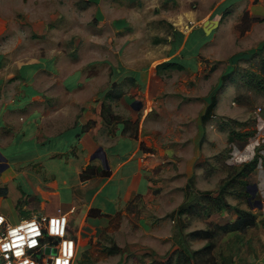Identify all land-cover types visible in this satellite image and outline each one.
Listing matches in <instances>:
<instances>
[{
    "label": "rangeland",
    "instance_id": "obj_1",
    "mask_svg": "<svg viewBox=\"0 0 264 264\" xmlns=\"http://www.w3.org/2000/svg\"><path fill=\"white\" fill-rule=\"evenodd\" d=\"M216 1L0 0V77L7 75V83L19 84L23 67L28 70V85L35 87L39 79L45 80L43 93L28 95L24 109L41 110L43 105L45 110H72V106L89 110L91 104L90 110H100L105 101L129 131L139 127L146 116L167 122L157 132L158 142L172 153L150 168L154 184L151 195L136 198L132 211L117 214L98 237L82 242L73 264H177L184 244L197 250L207 242L190 239L188 232L233 221L237 207L253 212L255 224L241 232H219L212 240L210 255L184 264L264 263V198L259 192L255 198L262 201L261 208L250 204L246 196L236 197L238 190H234L226 196L230 207L210 216L183 214L178 219L171 215L184 200L191 171L195 173L194 187L215 190L232 175L234 167L252 157L251 149L259 154L264 150L261 138L253 148L259 135L254 111L263 110L264 118V93L249 88L241 77L248 70L260 71L264 40L257 44L264 32L254 30L243 40L245 36L235 39L226 25L211 29L206 18ZM228 6L229 2L222 3L214 13ZM182 9L191 11L184 30L194 24L199 27L188 34L183 51L174 57L184 69L157 74L149 67L177 50L171 49L178 24H172L176 19L171 16ZM221 57L224 59L211 60ZM233 69L236 73L223 80L222 76ZM112 83L118 84L112 93L120 97L105 100ZM52 90L55 95L46 92ZM83 94L86 99L80 105L76 97L81 100ZM213 95L216 102L212 113L201 122L200 115ZM135 100L143 105L138 113L132 111ZM186 111L194 119L181 122ZM103 123L110 131L120 124L115 122L110 127ZM230 127L256 132L242 142L231 138ZM188 161H193L192 169L185 163ZM257 175L255 170L247 182L258 181ZM25 183L20 176L0 182V195L10 202L7 216L11 218H20L16 201L22 196L21 188L28 193ZM77 221L72 215V230ZM115 246L118 250L110 253Z\"/></svg>",
    "mask_w": 264,
    "mask_h": 264
},
{
    "label": "crops",
    "instance_id": "obj_2",
    "mask_svg": "<svg viewBox=\"0 0 264 264\" xmlns=\"http://www.w3.org/2000/svg\"><path fill=\"white\" fill-rule=\"evenodd\" d=\"M225 2L231 6L215 14L214 10ZM190 12L182 9L172 14L171 17L176 20L170 18L174 21L172 24L178 23L175 30L183 34V38L174 37L171 42L172 52V44L180 45L176 46L177 50L169 58L178 56L183 51L188 34L199 28L194 24L187 31L184 30L185 18ZM200 15L203 16L201 12ZM211 15L206 19L216 22H210L208 26L213 29L226 25L233 31L235 39L245 36L242 38L244 40L254 30L264 32V0H217ZM193 19L195 23L198 22L196 16ZM220 59L224 58L211 60ZM154 66H150L149 70H154ZM18 75L19 84L7 83V75L0 77V156L5 158L6 164L0 168V182L12 181L17 176L26 180L28 193L20 187L22 196L16 201V208L18 206L20 210L19 219L35 213L52 214L58 209L67 212L72 208L73 212L68 216V228L77 239L78 246H81L82 242L87 243L90 238L98 237L117 214L132 211L131 204L136 198L151 195L154 184L150 178V168L163 163L164 158L172 153L158 142L157 132L162 131L167 122L146 116L142 118L139 127L135 125L131 131L122 121H117L121 125L110 131L103 123L100 110H90L91 104L89 110H80L77 106H72V110L69 107L45 110L43 105L39 108L41 110H26L28 95L43 93L41 89H44L45 80L39 79L33 87L28 85V70L22 67V73L19 70ZM46 92L55 95L53 90ZM85 95L81 96V100L76 97L80 105H83ZM135 101L141 104L139 100ZM141 107L142 104L139 109L132 111L138 113ZM262 111L255 110L254 117L257 120L258 137L264 141ZM189 118L191 121L194 119L186 111L180 121ZM85 125L91 126L83 132L81 128ZM97 147H102L105 153L110 175H94L83 181L80 179L82 169L88 164L102 165L100 159L90 158ZM261 154L264 156V150ZM46 161L47 167L44 164ZM185 163H190L192 169L193 161ZM256 171L258 181L254 183L264 198V166L258 165ZM192 175H195L193 171L187 177ZM7 201L6 196L0 195V214L15 223L19 219L7 216L10 205ZM74 214L78 221L72 230L70 226H73Z\"/></svg>",
    "mask_w": 264,
    "mask_h": 264
},
{
    "label": "trees",
    "instance_id": "obj_3",
    "mask_svg": "<svg viewBox=\"0 0 264 264\" xmlns=\"http://www.w3.org/2000/svg\"><path fill=\"white\" fill-rule=\"evenodd\" d=\"M178 36L179 38H183V34L174 31L173 37ZM177 45H180L179 43ZM172 44V48L176 49V46ZM264 48V45L262 46ZM260 71H245L242 73L241 77L243 79V83L247 85L249 88L254 89L259 92L264 93V58H261L259 61ZM184 66L175 61L173 58H168L165 61L159 62L155 64L154 70L158 74L161 71L165 70H182ZM236 73V70L233 69L227 74L222 76V79L225 80L229 78L232 74ZM118 84L112 83V88L104 94L105 100H113L115 98H119V94H113L112 89H114ZM114 87V88H113ZM222 87V86H221ZM216 96H212L211 102L206 107L203 114H201L200 120L201 122L205 121L212 113V109L215 106ZM101 117L102 120L106 124H111L113 121H122V118L114 114L112 112L110 104L103 101L101 103ZM92 123V122H91ZM242 125V123H240ZM88 125H85L84 128H81V131H85ZM255 130L247 129L245 131L234 130L233 128H229L228 134H230L231 138L245 142L248 138L252 137L255 134ZM260 151V150H259ZM264 163L263 156L259 152H255L253 157L245 162L234 167L232 175L220 185L218 189L209 190V189H198L194 187L193 178L194 175L188 178V181L185 186L184 192V200L178 206L177 209L173 210L171 215L174 214L178 217V219L183 215H205L210 216L216 211H220L222 209H226L230 207V203L226 200L227 194L231 193V191L238 190V194L236 197L244 198L248 197V192L246 190L248 186L247 177L252 174L260 165ZM94 175L99 176H109L110 171L107 168H104L102 165H92L88 164L84 169L81 170L80 179L87 180ZM248 195V196H247ZM92 212V210H91ZM235 218L231 222L225 223H215L211 228L206 229H195L191 230L186 234L190 239H205L207 242L201 248L197 250H190L186 244L182 248H180V253L182 259L177 258V261L180 264L189 263L191 259H194L197 256H208L211 254V251L214 247L213 238L219 233H228V232H241L246 230L249 227H252L255 224V214L250 210H245L241 208H235ZM118 247H113L110 249V253L116 252ZM211 260L212 258H207ZM177 262V264H178ZM162 264V263H161ZM163 264H169L165 262ZM264 264V263H263Z\"/></svg>",
    "mask_w": 264,
    "mask_h": 264
},
{
    "label": "built area",
    "instance_id": "obj_4",
    "mask_svg": "<svg viewBox=\"0 0 264 264\" xmlns=\"http://www.w3.org/2000/svg\"><path fill=\"white\" fill-rule=\"evenodd\" d=\"M256 139L253 148L259 144ZM72 212L35 213L15 223L0 214V264H73L78 242L68 228Z\"/></svg>",
    "mask_w": 264,
    "mask_h": 264
},
{
    "label": "water",
    "instance_id": "obj_5",
    "mask_svg": "<svg viewBox=\"0 0 264 264\" xmlns=\"http://www.w3.org/2000/svg\"><path fill=\"white\" fill-rule=\"evenodd\" d=\"M210 22H216L215 20H208L207 25H209ZM203 29L206 31V28L203 27ZM136 102V101H135ZM140 103L136 102V107H134L135 110L139 109ZM91 159L98 158L101 160L102 166L104 168H108L107 160L105 157V153L102 149V147H97L96 150L91 154ZM5 158L3 156H0V168L5 167ZM249 196H248V202L250 204H253L254 206L261 208L262 207V201L260 199H256V193L258 192V187L256 183L248 184L246 188ZM51 253H55V250L53 249ZM48 262H50V259H48Z\"/></svg>",
    "mask_w": 264,
    "mask_h": 264
}]
</instances>
